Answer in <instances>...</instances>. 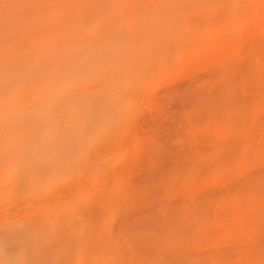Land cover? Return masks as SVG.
Returning <instances> with one entry per match:
<instances>
[{
	"label": "rangeland",
	"instance_id": "obj_1",
	"mask_svg": "<svg viewBox=\"0 0 264 264\" xmlns=\"http://www.w3.org/2000/svg\"><path fill=\"white\" fill-rule=\"evenodd\" d=\"M0 264H264V0H0Z\"/></svg>",
	"mask_w": 264,
	"mask_h": 264
},
{
	"label": "bare ground",
	"instance_id": "obj_2",
	"mask_svg": "<svg viewBox=\"0 0 264 264\" xmlns=\"http://www.w3.org/2000/svg\"><path fill=\"white\" fill-rule=\"evenodd\" d=\"M163 30V29H162ZM163 32H165V31H163Z\"/></svg>",
	"mask_w": 264,
	"mask_h": 264
}]
</instances>
